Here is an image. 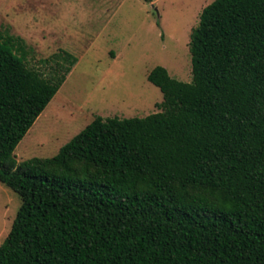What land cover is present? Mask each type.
Listing matches in <instances>:
<instances>
[{
	"label": "trees",
	"instance_id": "obj_1",
	"mask_svg": "<svg viewBox=\"0 0 264 264\" xmlns=\"http://www.w3.org/2000/svg\"><path fill=\"white\" fill-rule=\"evenodd\" d=\"M189 52L190 83L148 74L159 112L17 162L76 59L44 77L0 31V182L21 200L0 264H264V0L207 5Z\"/></svg>",
	"mask_w": 264,
	"mask_h": 264
},
{
	"label": "rangeland",
	"instance_id": "obj_2",
	"mask_svg": "<svg viewBox=\"0 0 264 264\" xmlns=\"http://www.w3.org/2000/svg\"><path fill=\"white\" fill-rule=\"evenodd\" d=\"M215 0H0V31L22 40L28 67L47 77L52 57L76 59L51 102L15 149L17 162L50 158L95 117L144 118L159 112L155 67L192 81L189 43ZM0 182V245L20 208Z\"/></svg>",
	"mask_w": 264,
	"mask_h": 264
}]
</instances>
